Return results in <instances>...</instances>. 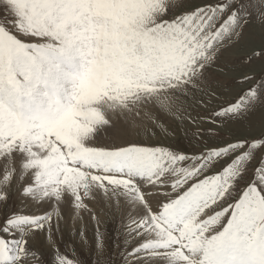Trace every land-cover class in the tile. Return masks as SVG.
Returning <instances> with one entry per match:
<instances>
[{
    "label": "snow or ice",
    "instance_id": "obj_1",
    "mask_svg": "<svg viewBox=\"0 0 264 264\" xmlns=\"http://www.w3.org/2000/svg\"><path fill=\"white\" fill-rule=\"evenodd\" d=\"M178 7L0 0V264H83L84 248L92 264H113L88 203L97 199L121 217L118 264H264V131L236 135L258 110L264 118V68L203 117L213 128L196 135L217 143L186 153L117 127L174 115L251 15L246 0ZM61 204L75 219L88 213L92 245L85 227L59 242Z\"/></svg>",
    "mask_w": 264,
    "mask_h": 264
},
{
    "label": "rangeland",
    "instance_id": "obj_2",
    "mask_svg": "<svg viewBox=\"0 0 264 264\" xmlns=\"http://www.w3.org/2000/svg\"><path fill=\"white\" fill-rule=\"evenodd\" d=\"M177 2L182 7L174 9L175 12L190 8L199 0H177ZM246 3L251 15L240 43L223 53L215 65L207 69L204 80L197 89L191 90L187 98L181 97L176 101L177 111L174 115L153 112L157 116L159 126L148 123L147 130L129 127L126 132L122 133L125 139L151 145L169 146L173 150L186 153H192L203 148L204 141L218 142L207 136L198 137L196 135L199 131L213 128L203 117L213 109L218 108L224 101L232 99L241 87H248L247 84L238 85L236 83L238 79H242L245 74L259 75L261 69L264 68V58L252 60L251 64L246 63L247 60L251 59L253 52L264 49V20L260 19V13L264 11V6L257 8L259 0H246ZM191 120H195V123H192ZM261 131H264V118L258 110L249 121L237 126L236 135L252 138L259 136ZM9 195L14 196V190H9ZM15 204L16 201L13 200L11 206L15 207ZM65 206L68 210L64 209L63 204L60 205V211L64 212V217L60 222L61 231L57 237L59 242L62 245L70 241L75 242V230L85 227L88 243L92 245L96 224L83 217L82 221H75L74 217L69 216L70 205ZM97 217L103 219V224L99 222L98 227L100 226L99 230L104 235L106 257L111 259L113 264H118L119 258L116 253L119 249L116 245L120 242L118 232L121 229V217L110 208L104 213H98ZM94 258L90 248H84L80 251V259L83 264H92Z\"/></svg>",
    "mask_w": 264,
    "mask_h": 264
},
{
    "label": "bare ground",
    "instance_id": "obj_3",
    "mask_svg": "<svg viewBox=\"0 0 264 264\" xmlns=\"http://www.w3.org/2000/svg\"><path fill=\"white\" fill-rule=\"evenodd\" d=\"M117 127L119 128V130H120V134L122 135V133H124V132H126L128 129H129V127H123V125H122V123H118L117 124ZM133 133V132H132ZM62 205V204H61ZM63 206H64V209H67V208H65L66 206H65V204H63ZM89 207L95 212V214L97 215L98 213H101V212H106L109 208L107 207V206H105V204L103 203V201H101V200H99V199H97L95 202H93V201H90L89 202ZM61 208H62V206H61ZM63 209V208H62ZM69 209H70V207H69ZM68 210V209H67ZM66 212V211H65ZM64 213V212H63ZM66 218V217H65ZM83 218L84 219H87V220H91L90 218H89V215H88V213L87 212H84L83 213ZM83 219V220H84ZM98 219H99V222L100 223H102L103 224V219L102 218H100V217H98ZM82 221V220H79V219H75V221ZM72 221V220H71ZM73 222V221H72ZM74 223H76V222H74ZM101 224V225H102ZM104 226V225H103ZM100 227V226H99ZM88 238V237H87Z\"/></svg>",
    "mask_w": 264,
    "mask_h": 264
}]
</instances>
